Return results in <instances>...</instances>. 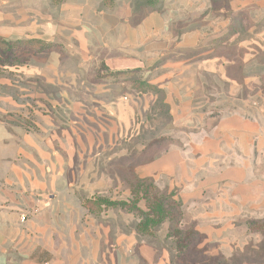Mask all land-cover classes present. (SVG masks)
Returning a JSON list of instances; mask_svg holds the SVG:
<instances>
[{"label": "crops", "instance_id": "obj_1", "mask_svg": "<svg viewBox=\"0 0 264 264\" xmlns=\"http://www.w3.org/2000/svg\"><path fill=\"white\" fill-rule=\"evenodd\" d=\"M104 1L0 0V38L56 46L0 74V264H169L83 204L126 199V168L175 194L205 256L264 250V0Z\"/></svg>", "mask_w": 264, "mask_h": 264}, {"label": "trees", "instance_id": "obj_2", "mask_svg": "<svg viewBox=\"0 0 264 264\" xmlns=\"http://www.w3.org/2000/svg\"><path fill=\"white\" fill-rule=\"evenodd\" d=\"M65 1L51 0L55 6ZM116 1L105 0L101 7H111ZM158 1L160 0H134L133 4L136 7H150ZM55 47L54 44L45 43L40 39L7 41L0 38V74H4L7 70L3 69L4 66L19 62V55L28 52L32 54L49 52ZM8 52H12V55H9ZM131 89L140 93L159 92L155 86L144 81L133 84ZM157 107L161 110L165 108L163 103H159ZM157 141L159 140L152 141L151 144H155ZM122 172L125 174L124 182L129 192L126 199L111 200L95 197L94 199H85L83 204L94 214H98L103 209L121 210L132 214L136 218L132 230H134L138 240L143 241L145 239L147 241L146 238H149L151 243L148 245L158 250H166L169 253V264H239L248 257L264 258L263 249L256 254L245 251L244 256L230 259L229 262L224 259L205 256L206 247L199 248L202 241L201 235L193 229L183 230L181 228L182 208L181 204L174 199L175 194L159 189L151 178H138L131 168H126ZM141 202H143L144 208L139 205ZM248 227L253 232L264 233V223L249 222ZM193 254L202 256L206 261L199 263H196V260L192 261L189 257Z\"/></svg>", "mask_w": 264, "mask_h": 264}, {"label": "rangeland", "instance_id": "obj_3", "mask_svg": "<svg viewBox=\"0 0 264 264\" xmlns=\"http://www.w3.org/2000/svg\"><path fill=\"white\" fill-rule=\"evenodd\" d=\"M161 145L162 146H166L167 145V143H161ZM118 164V163H117ZM128 197V196H127ZM142 208H144V205H143V202H141L140 204H139ZM131 216H133L132 214H130ZM135 221H136V218L133 216V218H132V221L131 220H129V226L130 227H132V229H133V226H134V223H135ZM183 229V228H182ZM183 230H185V229H183ZM146 240L147 241H145V239L143 240L146 244H149V243H151V239H149V238H146ZM156 242V241H155ZM154 248V247H153ZM156 249V248H155ZM157 251H158V253H157V258L156 259H158L160 256H161V254H162V252H167L166 250H164V249H156ZM167 254H168V261H169V253L167 252ZM191 258V260L192 261H194V260H196V263L198 262H203V261H206V259L205 258H203L202 256H200V255H191V257H189V259ZM247 260H252V261H256V262H261V261H263L264 260V258H261V257H248L247 258Z\"/></svg>", "mask_w": 264, "mask_h": 264}]
</instances>
